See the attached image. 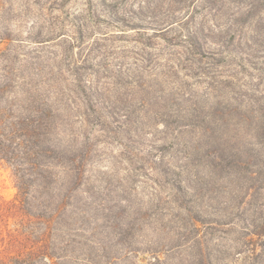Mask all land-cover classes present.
I'll return each instance as SVG.
<instances>
[{
    "label": "trees",
    "instance_id": "16d2710c",
    "mask_svg": "<svg viewBox=\"0 0 264 264\" xmlns=\"http://www.w3.org/2000/svg\"><path fill=\"white\" fill-rule=\"evenodd\" d=\"M96 2L99 10L87 0L81 12L51 22L58 31L32 40L43 44L39 62L16 65L10 44L0 49V161L17 189L13 199L0 196V264L119 258L108 255V242L120 243L135 224L123 226L122 206L114 217L103 211L97 218L91 159L102 132L132 143L145 133L172 136L184 149L167 161L157 148L155 170L171 176L172 191L163 198L166 184L155 178L151 206L159 220L169 211L172 229L164 255L152 250L143 264H264V110L246 134L248 147H239L235 132L202 148L209 165L201 174L191 158L201 146L186 136L200 131L193 136L201 139L212 128L200 126L196 102L187 108L192 121L183 123V110H172L164 93L175 66L189 64L216 91L220 66L237 56L242 33L264 25V0ZM101 22L120 29H99ZM96 232H103L99 242Z\"/></svg>",
    "mask_w": 264,
    "mask_h": 264
},
{
    "label": "rangeland",
    "instance_id": "374dc122",
    "mask_svg": "<svg viewBox=\"0 0 264 264\" xmlns=\"http://www.w3.org/2000/svg\"><path fill=\"white\" fill-rule=\"evenodd\" d=\"M96 1L93 0L94 7L99 10L101 6H96ZM139 1L141 0H134V3ZM86 3L87 0H0V38L9 37L0 40V49L10 44L12 59L16 65H30L32 62L41 61L43 44L34 43L32 40L53 33L54 30L58 31L59 28L51 25V22L56 21L61 15L63 18L67 12H81L80 10L87 7ZM99 27L108 28L103 22ZM252 28L253 25L242 33L243 43L236 48L239 52L236 57H232L234 60L228 65L220 66L222 74L217 78L219 81L216 84H219V87H216V91L209 88V79L193 74L194 70L189 68L190 64L186 68L174 65L176 75L164 82L166 98H171L169 107L172 110H183L185 115L183 123L192 121V112L187 111V108L196 102L197 107L193 108L199 110L196 114L199 115V119L201 118L200 126L212 128L213 132L206 133L201 139L193 136L200 131L188 133L186 136V139H192L196 145L201 146V151L194 150L191 155L192 159L198 160L194 172L197 170L201 174L207 172L209 161L205 156L206 151L208 152L207 149L216 143L218 137L229 138L236 132L241 139L239 147L242 148L244 143L248 147L246 134L256 126L264 110V25L254 31ZM108 29L120 28L111 26ZM15 79L20 80L18 77ZM96 135L98 140L94 141L91 159L94 183L91 198L99 210L97 218H102L104 212L114 217L122 206L125 210L119 219L122 220L123 226L131 222L135 224L130 234L119 238L120 243L115 244L116 241L106 240L109 245L108 255L119 256L113 261L109 258L110 264H143L152 259V250L164 255L169 247L167 233L172 229L171 215L165 210L162 220L157 219V214L153 213L151 200L158 189L154 179L158 177L166 184L160 192L163 198L168 199L172 191L170 188L172 178L155 170L161 158V152L157 148L164 147L162 153L168 161L175 155L182 157L183 147L172 145V136H168L165 141L159 139L164 135H158V138L153 140L152 135L145 133L140 137L133 136L135 142L132 143L125 135L117 139H114L112 134L106 136L105 132ZM127 143L137 156L130 154L126 147ZM203 147L206 151H202ZM198 187H201L200 182ZM124 189H127V193ZM16 192L10 170L0 161V196L10 200L14 198ZM95 220L96 218L93 219L91 227ZM101 227L103 232L111 230L108 225ZM103 232L95 233V239L98 240L96 242L102 239ZM97 247L95 243L93 254L98 253Z\"/></svg>",
    "mask_w": 264,
    "mask_h": 264
}]
</instances>
